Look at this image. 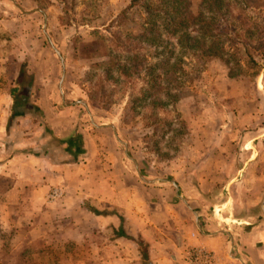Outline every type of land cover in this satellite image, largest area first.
<instances>
[{"label": "rangeland", "instance_id": "1", "mask_svg": "<svg viewBox=\"0 0 264 264\" xmlns=\"http://www.w3.org/2000/svg\"><path fill=\"white\" fill-rule=\"evenodd\" d=\"M62 1L65 4L62 7L63 12L59 14L57 9L51 7V16L45 25L40 17L24 16L10 0H0V17L15 13L19 15L14 31L4 30L0 24V91L14 85L10 76L16 69L24 70L25 74L26 71L27 73L32 71L34 77L36 74L40 77L38 85L32 89L33 98L37 99L38 94H43L46 105V93L53 94L56 101L52 100L49 103L52 112L64 117L68 116L72 124L78 121V128L81 129L78 136L87 137L92 154L95 155L93 159L95 168L92 167L90 170L102 172L103 169L108 172L112 181V191L119 197H126L122 205L128 207V212L131 210V215L126 218L125 227L126 238L129 241H143L142 245L148 246L146 239L136 233L138 229L146 227L145 233L151 234L147 228L150 221L152 225L166 227L172 224V218L169 217L173 214L175 219H181L183 215L191 220L194 218L193 214L180 204L182 199L174 188V184L182 185L184 193L203 191L197 200L191 194H186V198L195 204L196 207L193 204L192 207L200 211L202 214L200 220L202 219L203 226L210 231L225 228L235 235L256 233L254 238L257 246L255 245V250L250 255L257 257L255 251L260 248L257 252L263 263L261 260H256L255 264H264V228L262 227L264 193L260 192L264 189V175L261 174L264 172V144L241 149L243 144L238 142L239 132L236 129L250 119L258 120L251 118V115L255 114L253 109L256 106L255 77L252 74L255 68L241 67L238 71L233 70L230 77H226L225 71L219 68V65L215 66L208 60H202L200 54L196 52V55L184 65L185 71L190 73L186 77L187 82L179 86L176 91L175 109L182 133L177 136L173 134L174 132H169L171 138L169 141L165 139L166 135L164 139L159 138L161 137L159 134L157 143L153 145V141L149 139V126L153 118L143 114L136 115L130 104L131 96L139 93L143 80L138 78L135 84L123 88L112 80H105L104 83L101 81L104 78L102 73L105 68L104 63L111 60L108 55L103 54L108 52L109 45L120 39L121 32L125 29L136 33L144 30L142 20L145 18V9L138 11L136 10L138 7H133L132 16L135 20L123 21L118 13L124 3L128 1L130 3L131 0ZM200 2L201 0H180L178 8L186 11V16L191 21L197 14ZM17 3L26 9L40 7L48 10L50 6V0H17ZM145 3L153 5L154 0ZM45 27L54 47L64 60L65 101L88 102L94 111L95 123L115 124L119 128L120 135L110 130H94L95 127L91 125L87 114L89 110L73 106L79 114L70 117L69 113L72 110L68 112L67 109H63L59 100L57 102V81L62 75L61 64L44 38ZM255 47L257 48L250 49V52L264 68V24L261 28L260 41ZM23 49L27 51L24 65H5L9 60L17 61L22 52H25ZM117 52L121 53L119 48ZM33 54L37 58L33 57ZM130 63L136 71H140L145 64L142 61ZM90 77L93 79L91 80ZM52 83L53 90L50 88ZM94 84L97 86L95 87ZM93 91L96 97H103L98 100L95 97L97 108L93 107L88 99V94ZM101 92L114 96L115 102L106 103L104 99L107 96ZM38 114L42 121V111L39 110ZM163 122L160 120L157 123L160 127L158 133L167 126ZM18 123L21 126L18 128L20 130L14 132L15 139L19 140V143L24 142V145L26 143L25 146L18 145V147L31 149L34 153L40 152L42 131L37 127L30 128L35 121L24 120ZM46 125H48L46 129L49 130V124ZM30 129L32 131L29 132ZM123 139L128 141L129 152L138 161L142 175L154 180L157 187L142 186L137 178L125 172L134 171V167L125 159ZM254 154L255 157L250 159L249 157ZM233 174L235 175L233 178L229 177ZM231 181L233 182L227 190V185ZM142 187L143 196L139 192ZM119 190L121 194L118 193ZM140 202L142 206L136 207ZM146 202L150 205L147 206ZM152 207L160 208L154 211L155 208ZM235 220L243 222L235 223ZM191 224L189 222V225ZM160 232L151 234L150 237L160 242V248L166 247V228ZM12 234L15 235L13 232L11 235L1 234L0 230V238L3 240L0 248V264H88V258L84 257L82 252L85 250H82L81 246L72 253V257H61L62 251L59 249H55L51 255L50 251H40L36 254L34 249L37 246L32 244L15 248L17 243L11 242ZM113 236H117L115 230H112ZM240 245L237 241V246L241 249L242 245ZM122 247L129 253L131 251L130 256L133 258L129 264H141V258L137 251L138 256H136L134 246ZM110 262L116 264L114 259ZM246 264L251 262L247 261Z\"/></svg>", "mask_w": 264, "mask_h": 264}, {"label": "crops", "instance_id": "2", "mask_svg": "<svg viewBox=\"0 0 264 264\" xmlns=\"http://www.w3.org/2000/svg\"><path fill=\"white\" fill-rule=\"evenodd\" d=\"M15 1L17 3V0ZM109 1L120 2V0ZM127 3L129 1L124 3L121 8L124 9ZM64 6L65 4L62 0H50L48 10L46 8L30 7V9H24L31 10V12H23L16 8L24 16L40 17L47 25L51 16V7L57 9L59 14H61ZM59 14L57 13V15ZM18 17V13L0 17L2 28L14 31L13 28L19 20ZM47 34L50 37L48 29ZM52 49L54 50L53 47ZM26 52H22L17 61L9 60L5 65H24ZM33 57L36 56L33 54ZM20 72L21 70L19 69L12 72L10 80L13 83L20 77ZM31 72L28 71L27 73L26 71L25 75L34 77ZM225 75L230 77L227 72H225ZM38 78L40 77H37L36 74L34 86L38 85ZM60 80L61 77L57 81V102L59 100L63 109H67L68 112L72 110L69 113L70 117L73 114H79L73 107L79 105L69 104L72 102L65 101L63 92L65 79L61 88ZM254 82L256 106L253 109L255 114L251 115V118L258 120L250 119L241 126L236 127L239 132L238 142L243 144L241 149L246 146L264 144V68H261ZM11 87L0 91L1 234L11 235V232L15 233V235L12 234L11 239V242L17 243L15 248H23L24 245L32 244L37 246L34 249L36 254L40 253V251H50L51 255V252L59 249L62 251L61 257H72V253L81 246V249L85 250L82 252H84V257L88 258V264H111V259H114L116 264H129L132 261L131 258H133L130 256L131 251L129 253L122 246L130 245L132 248L134 246V251L138 252L135 240L129 241L126 238V218L131 215V210L128 212V207L122 205L126 201V197H119L112 191V181H110L108 172L103 169L102 172L100 170L95 171V169L90 170V168L94 167L93 159L95 155L92 154L87 137L85 135L82 138L78 136V132L81 130L78 128V121L72 124L71 119L67 118L68 116L66 117L65 115L64 117L61 114L52 112L49 103L52 100L56 101L53 94L46 93V105L44 95L38 94L35 102L39 110L42 111V127L39 128L42 131L40 152L34 153L31 152V149L25 150V147H18V145L25 146L26 143L25 145L24 142L19 143V140H16L14 136V132L21 124L17 122L19 126L16 127V123L12 120ZM50 88L53 90V83ZM31 96H33V93H31ZM79 107L89 110L84 106ZM87 114L90 117L91 125L95 127L94 130H110L120 135L119 128L115 124L104 123L98 125L93 119L94 113L89 110ZM24 120L32 121L31 118L26 116L21 118L20 122L22 123ZM46 124H49L50 131L46 129V126H48ZM30 131L32 130L30 129ZM124 141H126L129 151L128 141L123 139V143ZM32 144H35V142H32ZM256 153L258 154V152ZM255 154L249 158H254ZM124 156L134 167V171H125L128 175L137 178L143 184L142 186L146 185L148 188L157 187V183L154 180L147 179V177L142 175L138 161L131 154L132 160L127 157L125 143ZM96 167L98 168V165ZM124 168L126 170L125 166ZM261 174L264 175V172ZM234 176V174L229 175L231 178ZM142 177L150 181V183L142 181ZM232 182L227 185V190H229ZM174 188L182 199L180 204L193 214V222L187 216L184 217L185 215L181 219H175L173 213V216L169 217L172 218V224L166 225V227L152 225L150 221L147 228L152 235L157 232L161 233L160 231L166 228L167 245L162 247L163 249L160 248L161 244L158 240L154 237L151 238V234L145 233L146 227L138 229L136 234H140L148 242V255L152 264H190L187 260V253L193 247H201L211 251L215 257L216 264H246L247 261L255 264L256 260H261L262 262V258L258 254L260 248L255 251L257 257H251L252 255H250L251 252H254L255 245L257 246L254 238L256 233L235 235L225 228L210 231V229L203 226V221L202 219L200 220L202 215L200 211L192 207L193 203L186 198V194H191L197 200L200 198L199 194L201 195L203 191L184 193L182 185L176 184H174ZM122 191L125 194L124 189ZM54 192L56 195L52 196L51 194ZM139 192L141 196L144 195L143 187ZM260 192L264 193V189H261ZM118 193L121 194V190ZM149 205L150 203H147V206ZM193 205L195 206V204ZM141 206V202L136 204L138 208ZM152 208H155L154 211H156L160 207ZM189 222L192 224L189 225ZM234 222L242 223L243 221L238 220L236 222L235 220ZM262 227L264 228V224H262ZM112 230L117 232V236L112 237ZM133 237L136 236L133 235ZM237 241L242 245H240L241 249L237 246ZM51 242H53V245L50 246ZM2 243L3 240L0 238V248ZM112 247H115V249ZM137 252L136 256H138Z\"/></svg>", "mask_w": 264, "mask_h": 264}, {"label": "trees", "instance_id": "3", "mask_svg": "<svg viewBox=\"0 0 264 264\" xmlns=\"http://www.w3.org/2000/svg\"><path fill=\"white\" fill-rule=\"evenodd\" d=\"M147 1L131 0L119 11L118 15L126 21L134 19L133 7H138V11L144 8L146 13L142 23L145 28L139 33L125 29L120 39L109 45L108 52L103 55H108L111 60L104 63V78L101 81L112 80L123 88L135 84L138 78L143 80L139 93L131 96L130 104L136 115L153 118L149 126V139L155 145L159 134V138L164 139L166 135L165 139L169 141V132L177 136L182 133L175 109L176 91L187 82L186 77L190 73L185 71L184 65L196 52L202 60L219 65L230 75L241 67L255 68L252 73L254 77L259 74L262 65L250 49L257 48L255 46L260 41L264 24V0H201L197 14L191 21L186 11L178 8L180 0H154L153 5L145 3ZM118 48L121 53L117 52ZM137 61L145 63L140 71L134 70L130 63ZM33 87L34 77L25 75L21 70L20 77L10 88L11 119L16 127L19 126L17 122L26 116L32 122L35 121L30 128L42 127L38 105L31 96ZM102 94L107 96L104 99L106 103L115 102L114 96ZM95 97V91L88 94L90 103L97 108ZM160 120L167 126L158 133L160 127L157 123ZM142 242H136L141 264H152L148 246L142 245Z\"/></svg>", "mask_w": 264, "mask_h": 264}, {"label": "water", "instance_id": "4", "mask_svg": "<svg viewBox=\"0 0 264 264\" xmlns=\"http://www.w3.org/2000/svg\"><path fill=\"white\" fill-rule=\"evenodd\" d=\"M10 1H11L12 3H14V4L16 5V7H17L19 10H22L23 12H31V10H26V9L20 7V6L16 3L15 0H10ZM45 20H46V19H45ZM46 23H47V21H46ZM44 35H45V38H46L47 42L49 43V45H50L51 47L54 48V50H55V52H56V55H57L58 59L60 60L61 65H62V75H61V80H60V88H61V86H62V84H63V81H64V70H65L64 60H63L62 56L60 55V53H59V52L56 50V48L54 47V44L52 43V41L50 40V38H49V36H48V34H47V27L44 28ZM69 104H73V105H79V106L87 107V108L90 110L91 113H94L92 107H91L90 104H89L88 102H86V101H75V102H72V103H69ZM112 127L116 130V128H115L114 126H112ZM116 131H117V130H116ZM124 143H125V147H126V154H127V157H128L130 160H132V158H131V156H130V153H129V151H128V148H127V143H126V141H124ZM141 179H142V181H144L145 183H150V181H148L147 179H145V178H143V177H142ZM262 206L264 207V203H263Z\"/></svg>", "mask_w": 264, "mask_h": 264}, {"label": "built area", "instance_id": "5", "mask_svg": "<svg viewBox=\"0 0 264 264\" xmlns=\"http://www.w3.org/2000/svg\"><path fill=\"white\" fill-rule=\"evenodd\" d=\"M55 196L56 193H52ZM187 260L190 264H216L213 253L201 247H193L187 253Z\"/></svg>", "mask_w": 264, "mask_h": 264}]
</instances>
